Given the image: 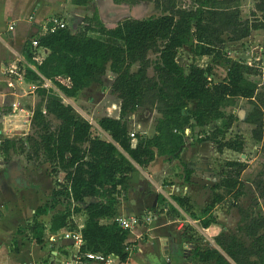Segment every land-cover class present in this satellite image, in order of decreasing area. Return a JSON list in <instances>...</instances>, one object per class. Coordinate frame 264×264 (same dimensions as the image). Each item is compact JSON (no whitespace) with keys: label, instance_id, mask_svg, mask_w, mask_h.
Listing matches in <instances>:
<instances>
[{"label":"trees","instance_id":"16d2710c","mask_svg":"<svg viewBox=\"0 0 264 264\" xmlns=\"http://www.w3.org/2000/svg\"><path fill=\"white\" fill-rule=\"evenodd\" d=\"M88 1L72 0L76 4ZM151 1L161 11L157 17L125 18L110 28L94 13L95 22L91 19L75 32L63 25L38 35L34 51L40 54L39 49H46L42 59L34 58L32 41L25 44V59L35 67H25V78L37 83L44 78L54 87H36L38 100L31 109L30 131L20 139L3 138L0 151H18L27 161L48 164L49 174L55 178L48 199L27 223L32 239L38 243L43 241L45 228L40 216L64 203V210L51 216L49 229H75L74 216L82 212L85 220L79 251L114 254L123 262L128 255L127 231L115 218L118 196L128 188L134 163L145 166L156 155L166 160L178 158L188 131L195 127L201 128L197 141L214 143L218 153L227 149L242 154L244 139L239 134L231 138L224 135L234 120L226 115L225 108L233 106L238 98L253 105L244 120L252 125V139L260 142L264 138V99L256 100L261 84L256 76L260 74L244 61L229 58L225 50V42L240 41L253 30L264 31V0H254L252 17L246 19L241 17L240 0ZM94 25L98 26L96 30ZM89 31L102 36H92ZM185 47L194 56H208L214 64L225 63V77L213 81L210 64H190L185 69L176 60L178 50ZM150 68L153 74H149ZM107 71L113 74L110 93L117 114L102 115L97 124L110 139L94 133L91 123L63 98L102 85ZM144 106L159 115L154 133H135L132 144L129 117ZM51 118L57 125L52 126ZM218 121L221 124H215ZM211 124V131L201 137L202 128ZM261 151L264 159V146ZM247 166L238 159H227L219 166L218 180L211 187L212 200L204 212L216 204L226 205L225 213H234V225L214 236L217 248L193 226L184 224L183 238L190 244L188 261L232 264L225 253L234 264H264V214L258 209V200L264 198V161L249 184L241 178ZM60 173L63 176L59 180ZM174 200L197 219L200 227L207 228L214 222L212 216L195 217L187 197L174 196Z\"/></svg>","mask_w":264,"mask_h":264},{"label":"crops","instance_id":"0c3cea01","mask_svg":"<svg viewBox=\"0 0 264 264\" xmlns=\"http://www.w3.org/2000/svg\"><path fill=\"white\" fill-rule=\"evenodd\" d=\"M94 13H97L98 19L105 26H115L125 18L141 19L143 14H147L149 18L157 17L161 11L155 8L151 0H140L136 3L90 0L86 4H76L72 0H0V137L11 138L30 131L31 116L26 117L22 112H18L13 126L8 123V114L12 111L13 102H18L25 111L32 112V108L27 107L25 101L34 98L35 88L32 86L37 87V84L27 80L23 73L25 67L35 69L34 65L25 59L26 42L47 32L51 18L60 19L75 32L83 24L89 23ZM10 25L13 26L12 29H9ZM255 33H260L263 41L264 31L253 30L248 37L230 43H245ZM30 46L33 55L43 58L47 53L46 49L41 48L38 54L32 44ZM19 65H23L24 69L18 68ZM108 109L115 113L108 112L105 115L117 114L116 108ZM156 115L158 118L159 115ZM10 129L13 133L7 135ZM97 133L110 139L98 124ZM103 135L101 136L104 137ZM201 144L204 143L186 142L178 158L171 161L156 155L145 166L134 163L135 170L130 174L128 188L122 190L118 196L116 217L137 215L141 216V220L132 229L126 230V260L122 262L119 258H114L110 264H200L194 259L188 261L187 250L190 244L183 238L184 224L193 226L205 241L214 246V236L232 227L221 220V204L210 206V209L204 212L217 174L215 175L208 157L203 156L206 153L201 150ZM206 148L209 155H225L224 151H210L211 146ZM31 167L30 161L27 160L0 161V264H103L87 260L76 262L73 257L77 247L70 239L63 240L58 237L55 242L49 241L50 234L58 232V236L66 227L53 231L43 219L49 222L53 214L63 211L65 206L62 203L40 216L45 226L43 241L38 243L32 239L27 223L33 218L35 209L46 202L53 186L49 180L47 184L37 176L42 174V167H36V171H32ZM174 196L187 197L195 217L202 219L212 216L214 222L207 228L200 227L197 219L183 210L174 200ZM146 215L147 219L144 218ZM82 216L84 222L85 215ZM83 222L80 225H83ZM223 254L234 264L225 253ZM37 258L39 260L35 263L33 260Z\"/></svg>","mask_w":264,"mask_h":264},{"label":"rangeland","instance_id":"374dc122","mask_svg":"<svg viewBox=\"0 0 264 264\" xmlns=\"http://www.w3.org/2000/svg\"><path fill=\"white\" fill-rule=\"evenodd\" d=\"M253 6H254V0H240L241 17L243 19L252 17L251 11L253 9ZM146 15L147 14H143L140 18L148 19L149 16H146ZM106 27L111 28V27H114V25H108ZM97 28L98 26L94 25V30H96ZM89 34L92 36H96V37L102 36L101 34L95 31H89ZM225 50L229 58L233 60L244 61L245 63L250 65L256 71V73L260 74V75L258 74L259 77L256 76L257 78L261 79V84L258 87V91H257L258 95H257L256 100L258 102H261L264 99V82H263V79H264V76H263L264 75V49H263V41H262L260 33H255L254 36L246 40L245 43L232 44L230 42H225ZM149 56L152 59L155 58L154 53H149ZM176 60L185 69L188 68L190 64H195L201 67H206L207 65L210 64L212 67L211 77L213 81H219L223 79L226 75L227 65L225 63L218 62L214 64L211 62V58L208 56H194L188 51L186 47L178 50ZM18 68L22 69L23 65H19ZM135 68L136 66L132 67V69H135ZM149 74H153V71L151 68L149 69ZM112 79H113V74L110 71H107L106 74L103 76L102 85L100 86L92 85L88 88H84L76 95V97H73V98L63 96L64 101L66 103L71 104L76 110V112H78L82 117L90 121L94 133H97V119L100 116L108 114V112H110V114L115 113V111L111 112L108 109V108H113L112 106L113 96L110 93V85H111ZM36 84L37 86L44 85V86H47L48 88L50 86L54 87L51 83H50V86L47 85V83L44 82L43 80L42 82H39V83L36 82ZM37 100H38V97L36 96V92H35L34 98L27 99L25 101V105L27 107L29 106L30 108H33ZM192 105L193 103L190 104V107ZM252 109H253V105L244 98H238L233 106H229L225 108L226 115L228 117L232 116L234 119L231 122L230 128L227 129L224 133L225 138H231V137H234L236 134H239V136H241V138L244 139V147H243L242 154H239L237 152L233 153V151L225 149L224 150L225 155L221 154L219 155V157H217V156L212 155L213 153L209 155L208 153L209 150L208 148H206L208 146H211L212 149H210V151H212L213 149L216 150V146L214 143L203 142L204 144H201L203 145V147L201 146V148H203L201 150L206 153V155H203V156L208 157L207 159L211 161L212 166H213L212 169L214 170L215 175L217 174L219 170V166L223 164L224 161L227 159H238V160L247 162L248 166L242 173L241 178L244 180V182L248 184L251 182V180L255 177V175L260 170L262 162L264 161L263 155H262L263 152L261 151V147L264 146V138L260 142L254 141L251 137L252 125L244 121L245 117ZM156 114L157 112L150 106H144V107L136 109L133 112V114H131L129 117L130 131H133L136 134L151 135L154 129V125H155V119H156L155 116H157ZM221 122L222 121H218L215 124H221ZM51 124L52 126L57 125V120H55L54 118H51ZM213 126L214 124H211L207 127L202 128L203 131L200 136L202 137L203 134L210 132ZM200 129L201 128L199 127H195L191 129L192 131L190 132L188 131L189 137L186 139V142L189 143V141H194V142L197 141L196 139L199 135L198 131ZM145 130L147 131V134ZM23 136L24 135L22 134L21 135L17 134L16 136L11 137V139H17V138L20 139V138H23ZM5 138H8V137H5ZM2 140H3V137H0V141ZM132 143H135V141H132ZM208 143H210V145ZM7 160H15V161L22 162L26 159H25L24 154L18 151L10 150L8 154H4L0 151V161L4 162ZM30 163L32 165L31 167L32 171H36V167H42L43 169L42 174L37 175V176L39 177V179L41 178L45 183L47 182V184L49 180V182L52 183V186H53L52 189H53L55 178H53L49 174L50 166L48 164H37L33 161H30ZM62 176L63 174L60 173L57 178L60 180ZM217 180H218V176L216 177L215 181ZM209 195H210L209 200L204 206L205 209L207 208V206L210 205L211 200H212V192H210ZM62 204L64 205V203ZM72 205H75V203L71 204V207ZM220 209L222 211V217H221L222 222H224L225 224H229L230 226H233L234 220H235L234 213L231 212L229 214H226L225 213L226 205H222ZM258 209L264 214V198L258 200ZM82 214L83 213L81 212V213H77L74 216V219H76L78 224L80 223L82 224L83 222L84 217L82 216ZM45 220L46 219H43L44 223L48 225L49 224L48 220L46 221ZM28 234L29 233L27 232V238L29 239ZM34 251H36V248H34ZM38 260L39 258L34 259L33 261H35L36 263L38 262Z\"/></svg>","mask_w":264,"mask_h":264},{"label":"built area","instance_id":"2783aa9c","mask_svg":"<svg viewBox=\"0 0 264 264\" xmlns=\"http://www.w3.org/2000/svg\"><path fill=\"white\" fill-rule=\"evenodd\" d=\"M49 21H50L51 25L47 28V31H53L56 28L65 25L58 18H51ZM12 28H13V26L10 25L9 29H12ZM31 44H32V47L35 48L37 46V41L35 39H33ZM34 58L38 59V60L42 59L39 55H34ZM33 70H35V69H33ZM43 81L46 82L47 85L50 86V83H51L50 81H48L44 78H43ZM44 87L48 88L47 86H44ZM32 88H36V87L32 86ZM11 107H12V111L8 114V117L10 118L8 123L10 124V126L14 125L15 117L17 116L18 112H23L24 116H26V117H29L32 115V112H27L22 107H20V104L18 102H13L11 104ZM43 113H45V110H43ZM10 133H13L12 129H10L9 132H7V135H10ZM129 136L131 137V140H133V141L135 140V132L130 131ZM144 218L147 219L148 218L147 215L144 216ZM115 220L122 229L130 230L140 222L141 216H137V215L120 216V217H116ZM82 226L83 225L76 223L75 229L66 228L65 230L61 231V234H59L58 236H57L58 232L52 233V234H50L48 239L51 242H55L57 240V238L60 237L63 240L70 239L71 241H73V243L77 247V252L74 254V257H73V259L76 262H80L81 260H87V261H97V262H100L103 264H110L114 258H118L114 254L104 255L101 252L87 251L85 253H81L79 251V248H80L81 244L83 243L81 233H80V229L82 228ZM125 249L128 250V247L126 246Z\"/></svg>","mask_w":264,"mask_h":264}]
</instances>
